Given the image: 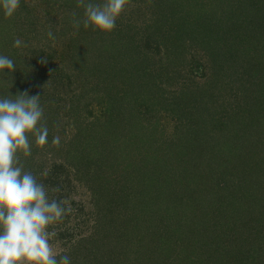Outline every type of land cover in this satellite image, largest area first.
<instances>
[{"label":"trees","instance_id":"trees-1","mask_svg":"<svg viewBox=\"0 0 264 264\" xmlns=\"http://www.w3.org/2000/svg\"><path fill=\"white\" fill-rule=\"evenodd\" d=\"M246 1L128 0L124 10L115 21L114 29L105 33L99 29L93 30L91 26L89 28L84 27V8L78 6V0H20L19 13L23 11L25 14L23 18L26 20L25 23L31 26L29 27L31 31L33 30V26H35L36 20L44 19L46 22H49V29L53 31H55L57 25L59 26L58 29L61 30L60 35L68 36V44L65 40L62 42L65 46L71 47L68 48L67 46L63 53L64 57L67 58L66 61L68 60L66 64L62 66L56 65L55 70L59 71H55L54 74V71L49 68V79L43 75H39V79H37L33 74V80L29 79L30 82L23 87H18L17 84L15 85V82H12V79H9V93L15 96L18 93L27 92L29 96L33 94L37 96V93L40 91L37 90L34 81H38L37 84L46 83V88L52 89L54 95H47L44 98L46 99V103H49L47 105L49 106V115L45 110L40 123L50 124L52 103L49 98L54 99L56 103L57 100L61 101L62 98L59 96V93L65 91L75 78L82 80L83 84L84 82L90 84L92 82L89 79L90 76L95 75L103 85L111 87L110 84H112L116 88H118L117 85L123 86L126 83L129 84V81L133 84L131 82L133 74H135V70H132L133 66L135 68L143 67L144 70L146 62L154 61V56L151 53L148 56V52L145 53L143 49L146 43L162 44L165 51L161 52L159 56L165 57V59H167L169 53H174V49L178 51L181 48V41L188 39L199 44L201 42L203 48L209 52V57L210 55L214 56V58L223 62L232 59L234 63H236V60L233 57L236 59L243 58L248 63L250 54L247 56V53L249 50L252 49L253 51L260 42L264 48V0ZM88 2L102 4L105 0H85V3ZM73 12L76 14L75 18L72 16ZM3 14L4 10L0 7V26H4L7 19ZM74 19L81 22L78 29L74 27ZM24 35L25 31L21 35H17L16 38L12 36V39L23 41L24 38H20V36ZM14 42L12 46H8L10 51L9 58L16 61L18 58L21 59L22 54L16 53L18 48L14 46ZM75 43L78 45L77 49L74 48L76 47ZM52 49L53 52H56L54 51V47ZM155 49L158 50L157 48ZM238 49L242 51V54ZM252 53L254 58V51ZM260 53V62H252L253 59H251L248 64L254 65V72L257 73L256 76L260 74L259 76L264 77V50L260 51ZM149 63L151 64L152 62ZM43 66L41 64L39 70H43ZM67 66L75 70V72H72L71 77L67 73L68 71L64 69L71 70ZM3 72L11 78L14 76L13 73H17L15 69L11 72L8 69H4ZM65 78H67V82H65ZM159 83L161 82L157 81L155 85L159 86ZM260 84H264L263 78L260 80ZM159 87L162 89V86ZM157 91L160 90L156 89ZM167 91L175 94L173 91L163 89L165 97H163L164 104L162 109H164L165 113L158 114V112L152 116V121L149 122L151 125H148L151 126L149 127L151 131L148 138L141 137L139 139L138 134L134 133L133 130L136 126L133 125L132 120L130 122L126 118L122 103L125 92L122 93L121 91L114 90L113 95L110 97L111 99L105 104V110L102 111L101 116L94 119L97 121L87 120L84 124L82 122L79 123L77 127L79 131L73 133V138L67 143L66 149H64L63 153H66V162L57 163L52 168L53 171L61 172L62 169L66 173L51 174L50 176L49 174H33L38 183L45 185L47 194H49V186L51 184L55 186L58 184L59 186L64 185L70 179L82 183L81 186L87 193L91 205L89 209L90 216L88 218L89 220L94 218L93 220L96 223L94 224L95 229L99 230L87 234L77 243L75 240L71 241L72 244L70 246L74 247L76 244L77 247L86 249L93 256L101 252L103 238L98 236L100 233V223L108 221L106 229L111 230L112 224L115 222V214H117L114 213L115 210L111 204L110 193H108V191L112 190L108 188L117 189L114 185L116 183L121 186H127L129 184L128 179L131 178L142 183V186L150 189L151 193L154 192L152 187L155 186L158 198L162 197L164 200H171L173 195H170V193L179 188L178 193H180V196L178 197L176 206H178L180 212L185 214L194 212L200 203H203L205 208L208 204L206 200L208 201L214 194H219V197L220 195L224 196L226 200L225 207H229L231 202L234 209L241 204L242 208L245 207V215L235 218L234 213L232 214V218L235 221L227 225L225 230L221 232L223 234L222 242L214 240L212 244H209L203 250V258L199 256L200 259H192L191 261H197L195 264H264V185L258 192L249 190L246 195V191L243 188L247 184H240L239 188H234V184H231L235 179H240L237 174H232L234 176L228 175V178L225 176L226 174H220L221 181L215 184V189L211 188L210 190H205V188L200 186L202 182L199 178H193V181L190 180V182H186L185 178L183 184H179V182L171 178L170 174H174L173 170H175L172 165L175 163L185 166L189 160L187 158L188 153H195L193 152V147L196 145L195 142L198 141L197 135H200V131L204 132L206 130L204 133L205 137L202 138V140H205L209 139L213 130L211 127L180 128L182 125L181 121L186 122L190 118L195 120L202 116L208 117V115H205L207 109L206 103L208 102L202 99L196 90H194V87L190 91L192 93L190 97L193 95L195 99H193L190 106L186 107L187 109H185V105L182 107V105L177 104L173 100L174 97H169L170 94H166ZM187 97L189 100L188 95ZM39 101L42 104V108L46 109L45 101L43 99ZM54 105L55 108L59 106V104ZM250 105H248L249 108ZM251 113L253 112L247 113L249 114L247 115L248 122L251 117H255L254 115L250 116ZM234 118L236 119V117ZM172 119H174V127L170 128ZM239 119H241L239 124L231 127L234 130L228 135L229 139L242 136L244 126L248 132H250L251 128L253 129L251 122L245 123L242 117H239ZM226 120L225 122H228L229 119ZM52 121L58 124L56 117H52ZM93 125L99 127L98 131L94 130L95 126L93 127ZM209 125L207 122V126ZM51 127L52 125L48 127L46 143L42 145L37 143L35 136L32 142H29L30 155L25 156L23 150L18 151L19 161L25 166L23 168L24 171L30 172L32 169L31 157H35L36 155L43 156V154L38 152V146L49 150V128ZM130 127L133 128L130 129ZM61 130L65 131L63 124ZM123 131L125 132L123 133ZM61 138L63 142V139H65L64 134H62ZM229 139H227L228 142L230 141ZM198 148L199 151L202 150V145H199ZM48 150H46L47 153H49ZM60 153H62V149L53 150L51 157L54 158L57 155H61ZM89 154L92 156H88ZM243 158L244 156H241V159ZM44 160L49 162V156L47 157L46 155ZM191 162L193 161L191 160ZM193 163L197 164L196 162ZM56 167L57 169L55 170ZM261 172L263 174V171ZM180 173L177 172V174ZM110 174L118 175V179L113 176L114 179L112 178V180L114 182L110 181L108 179ZM136 176L147 177L149 178L148 181L152 183L149 186L144 181L145 178L138 180L139 178L137 179ZM245 176L244 181L247 177L249 181L256 178L254 174H250L249 176L245 174ZM53 178L56 180H53ZM40 179L43 182H40ZM161 186L169 187L172 192H166L167 189L165 187L161 188ZM221 192L223 194H220ZM246 204L247 206H243ZM194 205L195 207L189 212L188 209ZM154 210L156 214L157 212L160 213V215L155 216L158 222H162L166 226H168L169 222L175 224L173 232L170 234H177L176 240L178 242L180 240L185 242L189 248L199 244L191 234L202 235V231L195 230L193 229L195 227L189 225H184L185 228L181 227L180 224L177 225L174 223L177 220L173 212L171 214H167V210L160 212L158 207ZM199 210L201 211V208ZM151 215L154 217V214ZM260 216L263 217L262 225L254 224V222L260 221ZM194 217L196 218V216ZM230 217L231 215H225L223 222L228 221ZM62 218H64V215L60 219ZM106 226H103V228ZM137 229L140 232V226ZM207 229L212 231L210 225ZM142 232L149 235L144 230ZM154 234H157L158 240H160L165 235V231L159 228V230L153 232L152 236ZM213 235L214 238L218 239L220 232H216ZM132 239L133 232L130 236L128 235V241ZM105 242L103 247L107 248L108 245ZM202 243L204 245V242ZM153 246L155 245L151 242V250L147 249L149 247H145L144 250L146 251L145 256L147 258L151 257L152 263L156 264L160 261L157 259L160 258L157 255H160L161 251H165V248ZM140 250L142 251L143 248L141 247ZM136 253L140 254L139 252ZM66 254H72V249L71 251L67 250Z\"/></svg>","mask_w":264,"mask_h":264},{"label":"rangeland","instance_id":"rangeland-1","mask_svg":"<svg viewBox=\"0 0 264 264\" xmlns=\"http://www.w3.org/2000/svg\"><path fill=\"white\" fill-rule=\"evenodd\" d=\"M250 1L247 0L246 2ZM3 15L5 16V14ZM24 16L23 11L19 13V9H17L10 18L6 17L5 25L0 26V55L7 57L10 56L8 46H12L15 41L12 39V36L16 38L17 35H21L25 31V35L20 36L24 40L17 47L16 52L19 55L22 54L21 59L13 60L15 63L14 69L17 73H13L14 76L12 78L6 74H0V97L10 94V88L8 87L9 79H12V82H15V85L17 84L18 87H23L30 82L29 79L33 80V74L37 79H39V75L47 76L49 79V68L55 74V71H59L55 70L56 65H65L68 61H66L67 58L63 55L68 45L65 46L62 42L65 40L68 44V36L60 35L61 30L58 29L59 26L57 25L55 31H53L49 29V22H46L44 19H38L31 31L29 28L31 26L25 23ZM49 31L53 33L54 40L48 37L47 33ZM180 43L181 48L178 49L179 53L174 49V53H169L167 59L159 56L161 52L165 51L162 44H144L143 49L145 53L148 52V56L149 53L154 56V61H149L152 62L151 64L153 66L149 62H146L144 70L143 67L135 68L133 66L132 70H135V74H133L131 80L133 84L129 81V84L126 83L123 86L117 85L118 88L112 84H110V87L105 84L103 85L98 80L99 78L93 75L89 78L92 80L91 85L85 82L83 84L82 80L75 78L65 91L59 93V96L62 98L61 101L57 100V98L56 103L54 99L49 98L52 103H50V124L45 123L47 129L49 125H52L49 128V150L38 146V152L43 154V156L36 155L35 157H31L32 169L30 172L32 174H49V176L51 174H65L66 172L62 169L61 172H58L53 171L52 168L57 163L66 162V153L63 152L66 149L67 143L73 138V133L79 131L77 128L79 123L82 122L84 124L87 120L97 121L94 119L101 116L102 111L105 110V104L111 99L110 97L113 95L114 90L121 91L122 93L125 92L122 103L126 118L130 122L131 120L133 121V125L136 126L133 131L141 139V137L148 138L149 136L151 131L149 127L151 126L148 125L152 121V116L158 112V114L165 113L164 109H162L164 104L163 97H165L163 95V89L173 91L175 94H171L172 92L169 91L166 94H170L169 97H174L173 100L177 104L182 105V107L185 105V109H187L186 107L190 106L193 99H195L193 95L190 97V94H192L190 91L194 87V90H196L202 99L208 102L206 103L207 109L205 111V115H208V117L202 116L195 120L190 118L186 122L181 121L182 125L180 128L211 127L213 131L209 139L202 140L205 137L204 133L206 130L204 132L199 130L200 135H197L198 141L195 142L196 145L193 147V152L195 153H188L187 158L189 160L185 166L175 163L172 165L175 170H173L174 174H170L171 178L179 182V184H183L185 178L186 182L193 181V178H199L202 182L200 186L205 188V190H210L211 188L215 189V184L221 181L220 174H226L225 176L227 178L228 175L234 176L232 174H237L240 179H235L231 183L234 184V188H239L240 184H247L243 188L246 191V195L249 190H253V192L261 190L264 185V84L261 85L260 80L262 78L264 80V77L259 76L260 74L256 76L257 73L254 72V65L248 64L251 59H253L252 62H260L259 53L264 50L261 42L254 48H257L256 50L253 49L254 58L252 49L248 51L247 56L250 54L248 63L243 58L236 59L233 57L236 60V63H234L232 59L223 62L214 58V56L210 55L209 57V52L203 48L201 42L199 44L198 42L187 39ZM75 46L74 48L77 49L78 45L76 44ZM53 47L56 52H53ZM157 51L159 52L158 54ZM238 51L242 54L241 50L238 49ZM43 60H46V63L42 62ZM41 64L42 66L44 65L43 70H39ZM81 66L83 67V65ZM79 68L81 67L79 66ZM64 69L68 71L67 73L70 74V77L72 72H75L70 67L68 69L71 70ZM64 80L67 82V78ZM157 81L161 82L159 86H162V89L155 85ZM34 82L36 83L37 90L40 91L37 93V96H40V100L43 99L45 101L46 109H43V113L46 110L49 115V106H47L49 103H46V99L44 98L47 95H54V92L52 89L46 88V83L42 82L37 84L38 81L36 80ZM109 82L112 83L110 80ZM127 87L128 89L126 90ZM156 89L160 91L156 92ZM187 95L189 96V100ZM32 96L35 95L33 94ZM54 104H59V106L55 108ZM249 104H251L250 108L248 106ZM40 105L42 107V104ZM250 111L253 112L250 116H255L254 118L251 117L249 121L253 129L251 128L250 132H248L244 126L242 136L229 139L228 135L234 130L231 127L239 124L241 120L239 117H242L245 123H249L247 117L249 114L247 113H250ZM51 116L58 119V124L55 121L51 122ZM226 119H229L228 122H225L227 121ZM207 122L210 124L209 126H207ZM62 124L64 125L65 131L61 130ZM173 124L174 119L171 120L170 128L174 127ZM98 129L99 127L95 126L94 130L98 131ZM62 134L65 136L63 142L61 138ZM26 135L29 137V142H32L34 135L32 133H27ZM57 136L60 138L58 145L52 143L53 138ZM227 139L230 141L228 142ZM199 145H202V150L200 151L198 148ZM58 149H62L61 155L52 158L53 150L56 151ZM46 155L47 157L49 156V162L44 160ZM88 156L92 155L89 154ZM241 156H244V158L241 159ZM191 160L197 164L191 162ZM22 165L25 168L24 164ZM261 171H263V174ZM177 172L181 173L177 174ZM245 174L247 176L254 174L256 178L249 181L247 177L244 181ZM113 176L118 179V175L110 174L108 179L112 182H114L112 180ZM136 178H139L138 180L145 178L144 181L149 186L152 183L148 181L149 178L147 177L136 176ZM53 180L56 179L53 178ZM135 180L129 178V184L127 186H121L116 183L114 185L117 189L108 188L112 190L108 191V193H110L111 204L115 210L114 213L117 214H115V222L113 223L114 225L112 224L111 230L106 229L108 221L106 223H100V233L98 236L103 238V243L100 249L101 252L96 254V256L91 255L90 252H87L82 247H77L76 244L74 247L70 246L72 244L71 241L75 240L77 243L87 234L99 230L95 229L94 224L96 223L93 220L94 218L92 220L88 218L90 216L89 209L91 205L87 193L81 186L82 183L70 179L65 184L63 183L64 185L59 186L58 184L55 186L51 184L49 186V200H64L66 201L64 207L70 209V211L64 214V218L57 220L48 227V231L54 230L56 232V235L49 239V243L54 254H57V258L59 255H65L67 250L71 251L72 249V254H66L69 256L71 264H153L151 257L147 258L145 256L146 251L144 250L145 247H149L147 249L151 250L150 245L152 242L155 245L153 247L165 248V251H161V254L157 255L160 257L157 258L160 261L156 264H195L197 261L191 260L200 259V257L203 258L204 254L202 252L206 246L212 244L214 240L216 242H222L223 234L221 232L225 230L227 225L235 221L232 218L233 213L235 218H240L242 215H245V207L242 208L241 204L235 209L231 205L233 204L232 202L231 204L227 203L229 207H225L226 200L224 196L220 195L219 197V194H214L208 201L206 200L208 204L205 208L204 204L200 203L194 212L185 214L180 212L178 206H176V202L180 196V193H178L179 188H176L172 192L169 187L161 186V188L165 187L167 189L166 192H172L170 195H173L172 198L170 197L171 200H164L162 197L158 198L155 191L157 188L155 186L152 187L155 192L154 194V192H150V189L142 186V183ZM40 182H43L42 179H40ZM56 187H59V192L53 191ZM190 193L193 194L192 192ZM220 194L223 193L221 192ZM243 206H247V204ZM157 207L160 212H164L165 210H167V214L173 212L177 220L174 223L177 225L180 224L183 228H185L184 225H189L195 227L193 228L195 230L202 231V235L191 234L199 244L189 248L185 242L181 240L178 242L176 240L177 234H170L173 232L175 224L169 222L170 225L168 224L166 226L155 219L156 215H160L159 212L156 214L154 210ZM194 207L195 205L189 208L188 211H192L191 209ZM199 208H201V211ZM143 213L144 215H142ZM151 214H154V217ZM225 215H231V217L228 221L223 222ZM262 219L263 217L260 216V221H256L254 224L262 225ZM209 225L212 231L207 229ZM103 226L106 227L103 228ZM138 226H140V232H138ZM159 228L165 231V235L160 240H158L157 234L152 236L153 232L159 230ZM206 229L207 231L204 232ZM142 230L149 235L143 233ZM132 232L133 239L128 241V235L130 236ZM216 232H220L218 239L214 238L213 235ZM163 238L165 239L161 241ZM253 238L255 239V237ZM104 242L108 245L107 248L103 247ZM202 242H204V245ZM141 247L143 248L142 251L140 250Z\"/></svg>","mask_w":264,"mask_h":264},{"label":"clouds","instance_id":"clouds-1","mask_svg":"<svg viewBox=\"0 0 264 264\" xmlns=\"http://www.w3.org/2000/svg\"><path fill=\"white\" fill-rule=\"evenodd\" d=\"M128 0H105L104 3H85L83 25L105 33L115 27V21L124 10ZM20 0H0L6 17H11L18 9ZM75 13L72 16L75 18ZM80 21H73L74 27ZM55 39L53 33H47ZM22 41L16 39L14 46ZM42 62L46 63V60ZM14 61L0 55V74L3 70H14ZM40 96H29L27 92L0 97V264H71L67 255L54 254L49 239L56 232L48 231L49 225L59 220L67 211L64 200H49L47 189L38 183L36 177L23 170L18 151L30 155L27 133H32L37 143H46L48 129L43 118ZM60 138L52 143L58 145ZM59 192V187L53 189Z\"/></svg>","mask_w":264,"mask_h":264}]
</instances>
